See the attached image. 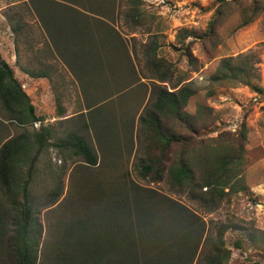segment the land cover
Instances as JSON below:
<instances>
[{
	"label": "rangeland",
	"instance_id": "rangeland-1",
	"mask_svg": "<svg viewBox=\"0 0 264 264\" xmlns=\"http://www.w3.org/2000/svg\"><path fill=\"white\" fill-rule=\"evenodd\" d=\"M120 1L112 24L128 40L137 71V80L128 89L132 77L119 71L110 81H101L99 75H95L91 78L92 84L91 79L90 85L82 84L52 47L60 29L53 27L55 32L50 33L46 19L43 20L35 8L38 0H0V53L12 66L39 117L33 125L25 127V133L33 137L43 131L42 128L49 130L25 194L35 218L28 238L33 242L38 240L39 264L45 250H51L47 241L57 235L60 221L76 219L77 214L87 208L85 200L76 204L75 192L79 189L81 193L88 181L94 184L105 164L109 170L131 172L136 183L196 213L206 223L207 234L213 236L220 225H230L225 234L228 245L233 248L229 264H264L262 250L246 240L239 249L233 244L238 238L235 226L264 230V0H144V25L131 28L125 18L129 6L126 0ZM176 7L179 11L174 10ZM212 20H215L213 27ZM189 33L192 36H186ZM152 46L155 52L150 51ZM251 50L256 51L261 60L257 78L252 79L253 86L211 80L222 58ZM188 52L196 58L195 62L189 61ZM154 54L171 66L173 75L169 81L158 79L150 62ZM25 68L31 71L43 68L49 75L31 77ZM189 81L196 92L183 111L190 115L183 119L175 116L162 119L165 131L183 139V145H172L169 156L180 157L185 151V158L195 159L205 150H238L242 158L240 184L215 208L173 191L166 180L148 182L135 172L140 159L147 158L149 153L160 154V150L150 144L140 124V116L146 114L145 108L155 100L156 85L171 91L175 83L180 82L181 87ZM123 89L125 91L118 93ZM97 108L102 111L101 115L96 112ZM3 118L0 111V126H9L6 137L19 135L22 129ZM76 134L87 139L100 165L95 168L84 165L79 171L77 164L81 161L76 159L78 162L74 165L69 160L64 172L57 173L65 154L70 152L69 146L59 144L65 142L68 135ZM31 150L34 155L39 148L32 144ZM54 188H58L59 197L46 207ZM22 198L19 197L20 201L24 200ZM12 214L13 218L16 213ZM202 247L203 244L200 250Z\"/></svg>",
	"mask_w": 264,
	"mask_h": 264
},
{
	"label": "trees",
	"instance_id": "trees-1",
	"mask_svg": "<svg viewBox=\"0 0 264 264\" xmlns=\"http://www.w3.org/2000/svg\"><path fill=\"white\" fill-rule=\"evenodd\" d=\"M120 2L38 0L35 8L43 20L46 19L50 33L55 32L53 27L60 29L58 39L53 38L52 47L74 70L82 84L90 85L89 79L95 75H99L101 81H110L118 71L121 74L127 72L132 77L126 89L137 80L128 40L112 24ZM126 3L129 6L125 17L127 25L130 28L144 25V0H126ZM214 24L215 20H212L211 26ZM150 51L155 52L154 46ZM187 57L191 62L196 61L191 52ZM150 62L161 82L172 79V69L167 61L154 54ZM260 62L254 50L224 57L211 80L253 86L252 79L257 78ZM25 72L36 78L49 75L43 68L32 71L25 68ZM179 86L180 82L175 83L174 90L170 91L156 85L155 100L145 108L146 114L140 116L142 132L160 154L152 156L149 153L147 158L140 159L135 172L141 180L148 182L166 180L173 191L215 208L240 184L241 154L238 150H205L195 159L185 158V151L180 157L169 156L172 145H183V139L174 132L165 131L162 119L188 117L190 114H184L183 108L196 92L190 81ZM123 91L125 89L118 93ZM97 109L101 115L102 111ZM0 111L4 121L22 129L19 135L9 138L6 137L9 126H0V264H39L38 240L33 242L28 238L35 218L25 194L41 159L49 130L42 128L43 131L33 137L25 133V127L33 125L39 117L12 66L1 53ZM133 126L132 123L129 127L131 133ZM32 144L39 148L34 155L31 154ZM59 146H69L67 150L70 152L65 154L57 173L64 172L69 160L74 165L81 161L77 164L79 171L85 166L95 168L100 165L95 150L81 134L68 135ZM101 168L103 173L98 175L94 184L92 180L88 181L82 186L81 193L79 189L75 192L76 204L85 200L88 206L81 214L74 211L78 218L60 221L57 235L47 241L51 250H45L42 264H229L233 248L228 245L225 234L230 225H220L213 236L207 234V225L201 217L158 191L136 183L131 172L109 170L108 164ZM21 196L23 201L19 199ZM57 197L59 190L54 188L49 193L46 207L54 204ZM12 212L16 213L13 218ZM235 230L238 231V238L233 241L235 248H242L246 240L264 252V230L238 226Z\"/></svg>",
	"mask_w": 264,
	"mask_h": 264
},
{
	"label": "built area",
	"instance_id": "built-area-1",
	"mask_svg": "<svg viewBox=\"0 0 264 264\" xmlns=\"http://www.w3.org/2000/svg\"><path fill=\"white\" fill-rule=\"evenodd\" d=\"M174 10H175V11H179V8L176 7Z\"/></svg>",
	"mask_w": 264,
	"mask_h": 264
}]
</instances>
